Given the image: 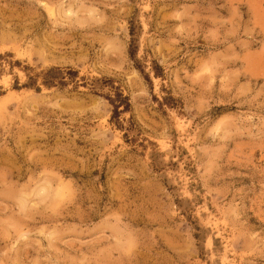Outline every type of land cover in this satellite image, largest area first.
<instances>
[{"label":"rangeland","instance_id":"obj_1","mask_svg":"<svg viewBox=\"0 0 264 264\" xmlns=\"http://www.w3.org/2000/svg\"><path fill=\"white\" fill-rule=\"evenodd\" d=\"M0 264H264V0H0Z\"/></svg>","mask_w":264,"mask_h":264}]
</instances>
